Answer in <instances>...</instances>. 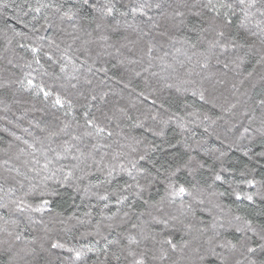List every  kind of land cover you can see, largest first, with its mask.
<instances>
[{
    "label": "trees",
    "instance_id": "16d2710c",
    "mask_svg": "<svg viewBox=\"0 0 264 264\" xmlns=\"http://www.w3.org/2000/svg\"><path fill=\"white\" fill-rule=\"evenodd\" d=\"M0 264H264V0H0Z\"/></svg>",
    "mask_w": 264,
    "mask_h": 264
}]
</instances>
